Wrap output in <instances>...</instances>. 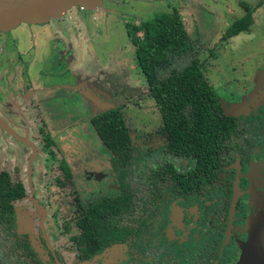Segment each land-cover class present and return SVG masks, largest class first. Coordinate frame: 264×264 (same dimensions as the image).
I'll return each instance as SVG.
<instances>
[{"label": "flooded vegetation", "instance_id": "1", "mask_svg": "<svg viewBox=\"0 0 264 264\" xmlns=\"http://www.w3.org/2000/svg\"><path fill=\"white\" fill-rule=\"evenodd\" d=\"M237 6L242 10L239 3ZM78 10L74 7L59 18L62 26L57 29L44 24L33 31L32 26L25 25L26 29L20 30L19 35H11L10 31L0 34V103L5 102L6 109L12 105L10 80L24 73L22 69L17 72L22 56L35 55L32 47L23 53H18L17 48L35 40L45 47L48 63L57 62L62 53V43L57 42L58 37L88 42V31L95 32L90 27L93 23L86 17H79ZM77 18L79 22H84V31L88 28L86 35L80 36L75 32L80 25ZM258 59L254 63L264 70V57ZM215 60L211 52L200 60L203 62L204 80L212 90L220 111L215 136L208 139V144L199 155L188 152L183 156L170 148L161 115L148 94L143 76L145 88L141 94H137L129 85L132 81L126 80L127 73L124 74L121 69L120 72L113 60L108 66L110 72L107 71L98 83L95 82V87L101 90L99 92L116 97L115 105L96 115L114 108L120 110L130 145L135 151L133 156L137 158L133 172L139 176L140 184L138 195L135 193L136 200L132 203L137 212L136 221L127 223V214L122 218L123 224L132 229L126 241L112 243L87 259L80 258L73 239L79 234L81 209L101 200L121 198L124 193L112 167L111 154L102 145L90 123V119L96 115L89 119L90 128L86 129L93 131L106 155L98 159L97 166L104 159L101 178L96 183L92 177L90 185L86 183L87 180H77L74 168L71 170L60 153V146L42 126L39 125L34 136L28 138L18 135L17 130L1 120V125L5 124L0 126L4 134L2 138L8 141L4 145L7 149L1 154V162L11 163L12 166L6 168L0 163V175L6 174L12 183L19 184L23 195L12 203V226L8 229L0 226V264H65L56 248L65 243L64 249H68L70 254L72 252L76 264H101L103 256L109 260L106 264H264V72L260 75H257V71L246 74L239 67L231 68L232 65L230 72L224 75L223 86L219 88L217 80L222 70L213 72L212 76L204 73ZM240 68L242 70V64ZM87 71L91 72L92 69ZM91 73L98 74L94 70ZM212 81L217 82L219 95L213 90ZM21 88L19 96L24 98L30 89L24 84H21ZM224 89H228L229 93L224 94ZM225 95H228V99ZM129 109H133L134 114L140 113L146 121L140 125L136 123L138 118L135 120ZM129 124L130 128L136 126L142 131L158 130L152 134L138 132L141 133L136 137L139 141L133 140ZM158 139L162 140L159 145L138 147V142L151 144ZM11 141L21 143L20 148L15 150ZM36 144L48 148L47 152L53 160L49 165L54 175L51 183L43 179L48 169L46 163L40 160L42 153ZM60 161L67 168L68 178L59 169ZM147 175L152 185H145ZM79 184L86 188H78ZM67 195L73 199V207L67 215L61 216L57 206L59 201L68 198ZM38 197L45 199L51 208L54 206L55 211L58 210L53 214L54 233L46 228L49 210L40 204ZM27 204L36 210L37 215L32 209L33 213L17 211L16 207ZM51 233L54 237H50ZM119 250L123 252L122 256L117 255ZM115 255L120 260L118 263Z\"/></svg>", "mask_w": 264, "mask_h": 264}, {"label": "trees", "instance_id": "2", "mask_svg": "<svg viewBox=\"0 0 264 264\" xmlns=\"http://www.w3.org/2000/svg\"><path fill=\"white\" fill-rule=\"evenodd\" d=\"M261 3L254 6L240 3L243 15L226 28L221 40L247 32L253 23L252 13ZM124 28L134 64L161 115L170 148L183 156L188 152L201 154L208 139L215 136L220 110L204 80L203 62L196 55L181 16L171 8L148 21L125 24ZM90 123L111 154V164L124 193L121 198L101 200L81 209L79 234L73 239L82 259L112 243L126 241L132 229L123 224L122 218L127 214V223L136 221L132 203L140 184L139 176L133 172L137 158L133 156L135 151L120 110L114 108L96 115ZM51 155L54 157L52 152ZM59 169L69 177L63 161L59 162ZM144 183L153 184L148 175ZM22 195L19 184L12 183L6 174L0 175V226L7 229L12 226V203Z\"/></svg>", "mask_w": 264, "mask_h": 264}, {"label": "rangeland", "instance_id": "3", "mask_svg": "<svg viewBox=\"0 0 264 264\" xmlns=\"http://www.w3.org/2000/svg\"><path fill=\"white\" fill-rule=\"evenodd\" d=\"M259 1L260 0H101V8L96 12H85L82 10H78L79 17H86L92 23H94L95 19L96 21L101 22L99 27L95 29V32L89 30L86 35V40L91 43L89 50L92 57L90 60L91 64L89 65V67L92 69V71L97 67V65H94V63H92V61L95 60V64L97 63L99 64V66L103 65L104 67L108 68V66L112 64L113 60L117 61V58H124L127 63L129 62L130 64H133L132 70L128 72L126 76L128 80L132 81L129 82V85L131 88L134 89L133 92L141 94V86L143 85V88H145V83L143 81L142 75L139 73V71H137L136 68H134L133 53L130 49L124 26L128 23L134 24L140 21H148L157 14L169 11L173 7L177 8L179 13L182 15V21L184 19L183 23L185 25L188 37L192 42V46L196 52L197 57L200 60H203L208 57L209 53L211 52L213 54V57L216 58V60L212 61V63L209 65V68L204 70V73H210L209 75L212 76L213 72H218L222 70V75L217 80V82H219V88L223 86V82L225 81L224 75L230 72V67L232 65L233 66L231 68L236 67V69H238L239 67L242 73H256L257 71V75H260L262 72H264V70H262L263 68L260 69L259 64H255L254 60L257 61L259 60V57H264V0L262 1L263 4L254 11L252 15L254 23L246 33H241L235 38L219 40L223 31H225L226 28L235 19L240 18L243 15L242 10L239 9V7L237 6L238 3L255 5ZM25 25L26 24H20L16 29L11 30L10 34L14 36L19 35V31L25 30L27 26H32L30 28H32L33 31H37L41 27L40 25H26L25 27ZM47 25L52 26L56 29L60 25L62 26L61 22L58 19H50L44 26L47 27ZM4 33L8 32H0V34ZM23 37H25V35H23ZM19 40H25V38H20ZM23 42L25 41H22V43ZM22 45H27V43H24ZM224 63H226V65H223ZM249 63H252L253 65H250ZM241 64L243 67L242 70L240 68ZM217 82L212 81L211 86L213 87V90L216 92V94L219 95V93L217 92L218 89L216 88ZM228 93L229 90L224 89V94ZM225 96L226 99H228V95ZM82 102L83 101L80 98L74 96L72 100L65 99L59 101L58 106H54L57 107V109L68 110L69 114L66 116H68L71 121L74 118L73 113H71V108H75V110L79 109L82 113V107L80 105ZM129 111L133 113V118L135 120L138 118L136 123L138 122L139 125L143 124L146 121L142 118L143 116H141L140 113L134 114L135 111L133 109H129ZM51 113L53 112H49L48 115L51 116ZM58 116L59 119H57L56 121H54L55 119H53L50 122V131H57V127L62 130L65 129L64 126L66 125V123L60 120L61 117L59 114ZM79 117L81 116L77 115L75 119L77 120ZM129 129L133 131V140L137 139L138 141L139 138L136 137L141 134H138V132H151L150 134H152L153 131L158 130L157 128H154L151 130L142 131L141 128H138L136 126L134 129L132 127L130 128V124ZM76 130V128L72 127L71 129L65 130L64 133L70 135L71 132H76ZM80 130H78L77 134L80 135L81 138L77 140H69L68 142H66V144H59V146L69 147L71 150L78 146L76 149H74V151H71L72 157L82 156L85 159L84 161H82L83 164L79 162L75 163V174L77 176V180H87L86 183L90 185L92 177L96 183L101 178L100 174L103 168L101 164L102 162H104V159L100 160L99 166H97V164L99 162L98 159L104 155L103 152H105V149L99 143L98 139L96 138L95 134L91 129L90 131L86 130V132ZM4 140V138H0V146L2 147L0 153V163L3 164L4 167L9 168L12 166L11 163L1 162V154L7 149L4 146L6 144ZM138 141L134 142L137 143ZM77 143L82 144L76 145ZM161 143V139H158L156 142L151 144L138 142V147H153L156 146V144L159 145ZM19 144L21 143L11 141V146L15 150L20 148ZM36 146L41 149L42 158L40 160L42 163L43 161L46 163L48 169L46 171L47 174L43 179L45 180V182L47 181L51 183V177H53L54 175L53 173H51L49 165L52 164L53 160L50 158L47 152L48 148L43 147V144H36ZM84 164L86 167H84ZM26 182L28 184L27 180ZM77 187L80 189L86 188L81 184H79ZM62 193L64 194L65 191ZM38 199L40 204L49 210L48 217L46 218V228L48 229V231H53V214H55L58 210L55 211L54 206H52L51 208L50 204H47L48 202H45V199L39 197ZM57 207L61 216L67 215L73 207V199L68 196V198H64V200L59 201V205ZM16 208L17 211L26 210L27 213H33L30 210L32 209L36 213V210L33 209L30 204H27L25 206H19ZM50 237H54V235L51 233ZM61 246L62 247H59L58 245L56 248L58 249L64 263L76 264L75 259H73V256L71 255L72 252L70 254L68 249H64L66 243L62 244ZM122 254L123 252L119 250V253L117 255L122 256ZM103 260L104 261L101 262V264H106L105 262H109L107 256H103ZM115 260L117 261V263L120 261H118L116 255ZM110 264L114 263L111 262Z\"/></svg>", "mask_w": 264, "mask_h": 264}, {"label": "crops", "instance_id": "4", "mask_svg": "<svg viewBox=\"0 0 264 264\" xmlns=\"http://www.w3.org/2000/svg\"><path fill=\"white\" fill-rule=\"evenodd\" d=\"M174 9H176L178 14L182 16L177 8ZM77 21L80 25L76 23L78 26L75 28V32L78 35H86L85 31L88 28L84 31L83 27H86L84 22H79L78 18ZM100 23L101 22H98L95 19L93 25L90 27L94 28L93 31H95ZM57 39V42L61 41L62 43V45L59 43L62 53L59 60H57V62L54 60L51 64L48 63V56H46L47 52L45 47L36 43L35 40H33V43L29 44L28 42L27 45H20L17 48L18 53H23L32 47L35 49V55L33 57L22 56V63L19 65V68H17V72H20L19 70L22 69L24 73L21 77L16 75L14 79L10 80L9 86L11 91H13V94H11L12 96L10 97V99H12V105L10 106L11 108L6 109L3 104L5 102L0 103L3 105L0 106V126L5 125H1V120H4L9 127L14 128L19 132V134L17 133L18 135L30 138L34 136L36 129H38L37 127L40 125L54 139L57 145H59L66 144V142L69 140L71 141L72 139L77 140L79 137L77 134L78 130L81 129L80 131L86 132V128H90L89 119L97 113L115 105L116 102L114 101V98L116 97H114L113 94L109 95L104 92L101 93L99 92L101 90L97 86L95 87V82L98 83L100 78L110 71L103 65H101V68L99 69V64L97 63V67L94 69L95 72H98L97 75L92 74V71H87L90 69L89 65L91 64V57H89L91 55L89 50L91 45L88 42H84V40L81 42V40H76V38L62 40L58 37ZM130 49L133 53L131 45ZM92 63L95 64V61ZM132 65L133 64H130L129 62L127 63L124 58H117V61L115 62V66L119 68V71L121 69L124 74L132 70ZM134 68H136L135 64ZM126 80L128 81V79ZM21 84H24L26 88L30 89L28 90V93L26 91L27 94L24 95V98L19 96V92L22 90ZM101 87L103 89L105 88L103 85H101ZM141 88V90L144 91L143 87ZM74 96H77L83 101L80 104L82 107V113L79 109L75 110V108H71V113H73L74 118L70 121L68 116H66L69 114L68 110L57 109L54 105L58 106V102L65 99L72 100ZM124 111L125 110H123V112ZM49 112H53L51 113V116L48 115ZM58 114L61 117L60 120L66 123V125L68 123V125H65V129L63 130L57 127V131H50V122L53 119H55L54 121L59 119ZM75 115L81 117L76 120ZM72 127L77 129L76 132H71L70 135L64 133L65 130L71 129ZM3 135L4 134L0 130V138H2ZM4 142L8 144V141L4 140ZM74 149L71 150L69 147L60 146L59 150L60 153L64 155L71 170L73 168L76 170L74 167L76 162L82 163L85 159L82 156L72 157L71 151H74ZM1 150L2 147L0 146V153ZM103 153L106 155V152ZM74 180L75 174L73 172V181Z\"/></svg>", "mask_w": 264, "mask_h": 264}, {"label": "water", "instance_id": "5", "mask_svg": "<svg viewBox=\"0 0 264 264\" xmlns=\"http://www.w3.org/2000/svg\"><path fill=\"white\" fill-rule=\"evenodd\" d=\"M74 7L94 12L101 8V0H0V32L14 30L20 24H46Z\"/></svg>", "mask_w": 264, "mask_h": 264}]
</instances>
